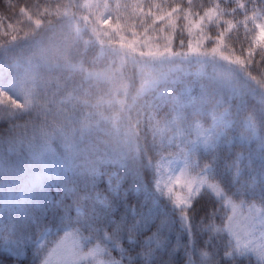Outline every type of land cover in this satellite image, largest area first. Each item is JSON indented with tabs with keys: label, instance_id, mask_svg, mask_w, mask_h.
I'll return each mask as SVG.
<instances>
[{
	"label": "snow or ice",
	"instance_id": "1",
	"mask_svg": "<svg viewBox=\"0 0 264 264\" xmlns=\"http://www.w3.org/2000/svg\"><path fill=\"white\" fill-rule=\"evenodd\" d=\"M169 6L171 20L178 9ZM15 7L9 0V11ZM81 7L76 0H27L26 8H19L29 22L37 18L24 34L31 56L15 60L14 75L0 76V121L8 125L0 142L15 156L0 158L3 246L18 258L31 251L32 264H51L53 255L58 264H80L85 254L64 251L63 240L51 249L44 243L53 229L67 238V230L75 228L91 234L88 241L95 247L86 255L101 254L98 264H158L161 252L173 264L180 249L186 264H252L253 255L256 264H264V0H187L179 11L190 10L189 25L195 23L189 19L192 9L203 12L195 23L201 35L193 46L181 25L178 48L186 50L179 51L171 37L162 48L126 41L118 22L108 31L110 16L97 15L89 36L81 23L88 17L76 22L75 12L60 11ZM226 16H243L238 20L242 34L233 32L232 20H222ZM205 20L213 24L209 31L201 28ZM249 23L255 26L249 29ZM4 27L13 29L5 35L14 43L13 24ZM9 43L0 44V51L7 53ZM193 65L195 72L188 70ZM203 76L209 84L227 82L239 103L233 106L214 94L200 81ZM196 84L200 92L193 95ZM248 96L256 100L252 107ZM202 119L211 127L204 129ZM58 149L61 159L53 170L46 156ZM173 163L181 167L166 173L165 166ZM52 181L64 192L59 199L45 187ZM176 185L182 193L174 191ZM68 198L71 204L65 203ZM257 226L258 242L252 239Z\"/></svg>",
	"mask_w": 264,
	"mask_h": 264
},
{
	"label": "trees",
	"instance_id": "2",
	"mask_svg": "<svg viewBox=\"0 0 264 264\" xmlns=\"http://www.w3.org/2000/svg\"><path fill=\"white\" fill-rule=\"evenodd\" d=\"M12 5H15L16 7L13 8L12 11H9L8 4L9 0H0V16L4 17V24H13V28L17 31L18 39L12 43L11 42V36L5 35V33H11L13 29H8L4 27V24H0V44H4L5 40L10 41L8 48L21 46L27 44L24 39V34L26 31H28L27 25L29 23L32 24L33 27H35L34 21L37 18L36 16L32 17V21L29 22L26 17H23L19 14V8H26L27 0H10ZM51 2H56V0H51ZM59 2L68 3V0H59ZM76 2L80 3L82 7L77 11L76 9H69V8H62L60 9L61 13H64L68 16H71L73 12L76 13V22H81V17H88L86 21H82V25L89 31V36H91L90 31V25L91 22L95 19L97 15L100 16H110V18L113 20V24L111 28L108 29L109 32L112 31V29L115 28L116 23L118 22L121 25V29H123L119 34L125 36L126 41H131L132 39H136L137 41H147L148 44L153 46H160L161 48L165 43H167V40L165 37H171L173 40L172 47L174 50H186V49H179L178 48V40L180 38V32H181V25L184 26L183 28V34L186 38V41H191L193 46H196V42L200 38V29L195 26V23H199V16L203 15V12L199 8L192 9L195 13V15H192L189 17L193 23L192 25H189L188 19H185V16L189 13V9L185 8L183 12H180L179 9L183 7L184 4L187 3V0H76ZM200 2V0H193V4H196ZM205 2H210V0H205ZM98 3H107L109 5L108 9L104 8H94L89 7L85 8L83 5H93ZM241 3H247V0H241ZM151 4V10H149L148 5ZM156 4H161V9H157L155 7ZM120 5L121 7L117 8L116 6ZM175 6L178 11L176 13H173L171 20L167 18V12L171 11V7L169 6ZM139 6V7H137ZM249 8H251L252 5H248ZM50 11H54L51 10ZM31 14V13H29ZM165 15V20H160L159 15ZM16 16L20 19V23L16 24L15 20L13 19V16ZM251 15V13H250ZM119 18V19H117ZM243 16L238 17L237 19H233L232 17L226 16L223 17L222 20H232V23L234 25L233 32L239 31L241 34L244 31V28L238 24V20H242ZM175 23V28H173L171 25L172 23ZM43 27V24L41 25ZM101 28H104V25H100ZM213 27V24L207 20L204 21V23L201 25V28H203L205 31H209ZM248 28L252 29V23L248 24ZM133 33H136L137 35L133 37ZM212 33L209 32V35ZM232 34V33H229ZM53 34L50 32L49 36H52ZM89 36H85L84 39H89ZM58 39V37H55ZM106 41L108 40V37H103ZM208 42L205 41L203 45L200 46L201 51L204 50V48L207 47ZM113 47H120V42L113 41L112 42ZM238 48L239 45H236ZM144 50H147L146 48ZM139 51V48L137 49ZM3 51H0V55L3 54ZM227 55V53H225ZM191 72H195L197 70V66L193 65L188 69ZM205 71L208 74L212 73L211 66H208ZM42 74L45 76L48 75V70L46 68L42 69ZM55 75H59V73H56ZM185 81L188 80H195V77H183ZM200 81L202 83H205L209 86L210 89H214V94L218 96H222L226 98L233 106L239 103V95L234 94L232 87L227 82H218L215 84H209L208 77L203 76L200 78ZM177 88L180 87V85L176 86ZM200 92V87L198 84L193 85L192 87V94L197 95ZM246 103L249 107H252L256 104V100L253 99V97L248 96L246 97ZM201 124L203 125L204 129H208L211 126V121H205L201 120ZM19 123L23 124L25 121H20ZM8 128V125L0 121V136H6L5 130ZM195 135V133H194ZM55 147V145H54ZM10 146L6 143L0 142V158L8 156L11 157L13 160L15 159V156L11 153L9 150ZM239 150V149H236ZM60 151L57 150L55 153H49L46 156V163L50 169H56L57 166L60 163ZM151 155V153H150ZM167 155V153H165ZM131 183V181H129ZM71 186V185H70ZM128 185H125L127 187ZM47 188V191L51 194V196L55 197L56 199H59L60 197L64 196V192L62 188H57V184L55 181H52L45 185ZM100 190H104V185H100ZM5 194V189L0 188V204L3 202V196ZM9 195H15V192L9 191ZM137 196L140 198H143V193H138ZM65 203L71 204L72 199L68 198L65 200ZM83 204V202H82ZM195 206V205H194ZM40 210V205L36 204L34 211ZM51 210H49L50 212ZM231 214L230 212L228 213ZM246 214V211L245 213ZM72 216H75V211L72 212ZM51 219V216L48 217ZM216 223L219 225L221 222L219 220L216 221ZM179 231V225H177L172 233V239L175 240L176 233ZM90 234V233H88ZM57 236H50L47 238L46 244L50 248L53 245V240L56 239ZM197 248L201 247L200 244V238L197 237ZM184 242L187 241V237L185 236L183 238ZM125 247H127V244H125ZM222 251V249H221ZM117 253V252H116ZM169 257L167 252H161L159 254V260L158 264H167ZM0 264H32V254L31 251H29L26 255L22 257H17V255L12 252L10 249L3 246L2 241H0ZM173 264H186V258L184 255V251L182 249L177 250L175 260ZM252 264H256V258L255 256L252 257Z\"/></svg>",
	"mask_w": 264,
	"mask_h": 264
},
{
	"label": "rangeland",
	"instance_id": "3",
	"mask_svg": "<svg viewBox=\"0 0 264 264\" xmlns=\"http://www.w3.org/2000/svg\"><path fill=\"white\" fill-rule=\"evenodd\" d=\"M260 22H261L260 20H257L255 23L259 24ZM254 26L255 25L252 24V27ZM255 34L257 36L259 35L258 28L256 29ZM254 47H257L258 49V46L255 45V41H254ZM31 54L32 53L29 50L27 44L9 48V51H7V53L4 52L3 54L0 55V76H3L4 74L9 73V72L14 75L18 71V69L14 66L15 60H21L23 58H27L31 56ZM10 58H15V59L10 61ZM10 62L13 64L12 67H9ZM41 72H42V69H41ZM179 167H181V165L176 164V163H173L171 165H166L165 172L168 173L172 169H177ZM178 174L179 173L177 172V175ZM174 191L182 193L183 190L180 188L179 185H176ZM67 231L69 232V235L67 236V238H65L64 231L57 232L55 229H53L48 237L50 236H57V237L55 240H53V245L49 249L54 248L56 243L63 240L64 241V251L77 250L85 254L81 257L80 264H98V260L104 258L99 253H97L96 256L86 255L87 253L91 252V250L95 247L94 243L88 241V237L91 234L84 232L82 229L79 232H77L75 228H70ZM47 238L45 239L44 243L47 242ZM252 239L256 240L257 242L259 241V226H257L256 236L253 237ZM242 241L245 243L247 242V240L244 239L243 237H242ZM116 252L117 251H113L112 256L119 258V253L118 252L116 253ZM50 260H51V264H58V258L55 255H53L50 258Z\"/></svg>",
	"mask_w": 264,
	"mask_h": 264
}]
</instances>
